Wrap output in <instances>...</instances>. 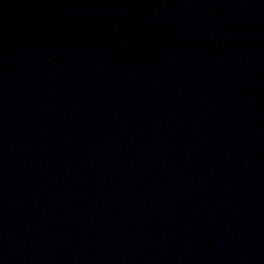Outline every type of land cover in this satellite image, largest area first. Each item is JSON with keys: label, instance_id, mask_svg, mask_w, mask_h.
Here are the masks:
<instances>
[{"label": "water", "instance_id": "1", "mask_svg": "<svg viewBox=\"0 0 264 264\" xmlns=\"http://www.w3.org/2000/svg\"><path fill=\"white\" fill-rule=\"evenodd\" d=\"M0 264H264V0H0Z\"/></svg>", "mask_w": 264, "mask_h": 264}]
</instances>
